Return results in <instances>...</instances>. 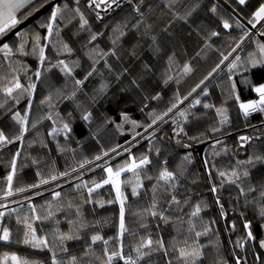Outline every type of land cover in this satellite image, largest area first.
Listing matches in <instances>:
<instances>
[{"label":"trees","instance_id":"trees-1","mask_svg":"<svg viewBox=\"0 0 264 264\" xmlns=\"http://www.w3.org/2000/svg\"><path fill=\"white\" fill-rule=\"evenodd\" d=\"M87 1L58 0L0 45V264H264V106L240 107L264 85V0H224L251 27L216 0H133L102 21ZM133 161L117 199L105 169ZM32 230L47 246L24 243Z\"/></svg>","mask_w":264,"mask_h":264},{"label":"snow or ice","instance_id":"snow-or-ice-1","mask_svg":"<svg viewBox=\"0 0 264 264\" xmlns=\"http://www.w3.org/2000/svg\"><path fill=\"white\" fill-rule=\"evenodd\" d=\"M28 2V0H0V33L5 32V30L10 27V26H15L17 23H19V21L16 19V12L23 8L25 6V4ZM78 2V0H77ZM101 2H105V0H101ZM239 2L241 4H243L245 2V0H239ZM99 6V5H97ZM61 9L59 7H57L56 9H54L51 13V17H50V21L54 22L57 19V16L61 13ZM76 13L79 14V9L77 8ZM81 27L84 26V24L87 23L86 20H84L83 15L81 14ZM254 19L259 21L261 19H264V4H262L259 9L254 13ZM49 23L47 25V30L48 33L51 34L52 33V23ZM223 27L225 29L229 28L230 25L227 21L224 22ZM212 35H217V33H212ZM93 39H95L96 37L93 36ZM37 40H39V37H37ZM22 47V46H21ZM3 48L7 51L10 52L11 49H9L8 45L5 44L3 46ZM64 48L66 51H71L68 46L65 44ZM261 51L264 52V45L261 46ZM45 59L44 56V48H40V61L43 62V60ZM226 59V57H225ZM60 65H62V71L65 72L67 75H71L72 69L69 67V65L67 63H65V61H60L59 62ZM219 67V65L217 66ZM185 72H190L191 69L189 66L185 65L184 68ZM215 71V70H214ZM88 75H91V72L88 73ZM211 75V74H210ZM36 76L39 77L40 76V72L37 71L36 72ZM85 79H87V77H85ZM82 83V81L77 80L76 84L80 85ZM30 87L35 88V85H30ZM22 88V85L19 83V81H16L11 87H6L4 89L6 95L11 96L14 89H20ZM195 91V89L193 90ZM255 91L259 94V100L258 101H252L250 103H242L240 105L241 109L244 111L245 115H247L249 113V111H255L257 109L258 106H264V85L257 87L255 89ZM196 103H199V101L197 100ZM0 107H2V105H0ZM175 107V105L173 106ZM205 107H209L208 105H205ZM172 109H169V111H171ZM261 111H264V107H261L260 109ZM220 110H218L219 112ZM165 115H167V113H165ZM181 115H183V113H181ZM15 119L18 120L19 123L23 124V118L20 117V114L17 113ZM85 119H87V117H85ZM226 119V117H225ZM155 122V121H154ZM65 128H67V125H65ZM26 129H21V136L23 135V132ZM21 137H17V139H20ZM6 139V137L3 135L2 132H0V141H4ZM242 140L246 139L245 137H241ZM11 142V141H9ZM106 155V153H105ZM97 159H100V157H97ZM150 163V161L148 160L147 157H145L143 160L140 161V165H146ZM140 165H137L135 161H133L129 166L127 167H121L118 168L117 170H113L111 167L106 168L105 171L108 173V178L105 179L103 181V184H112V186L115 188L116 190V194H117V199H120L122 196V192H121V188H120V176L122 172L125 171H134L137 167H139ZM15 168V162L13 161V169ZM138 175V174H137ZM221 175H224V173H221ZM233 176L236 175L235 172L232 173ZM245 175H247V173H245ZM8 182H9V190L7 192V195H12V191H11V182L13 179V176L10 174L8 177ZM53 179H55V177H53ZM159 179L163 180L165 182H168L172 179H174L173 173L167 171L166 169L161 171L159 174ZM101 184H96L95 187L99 188L101 187ZM24 189H19L18 191H23ZM93 191V189H89V192L91 193ZM133 194H136V190L135 188L133 189ZM57 196H59V193H56ZM173 200H175V197H173ZM199 211V207H197V212ZM262 215H264V211H262L261 213ZM121 222H120V228H121V233H123L124 231V208H123V200H121ZM193 215H196V212L193 213ZM39 218V217H37ZM247 227V225H245ZM31 229V225L28 226ZM197 235H199V233H197ZM250 235V233H249ZM26 238L24 240V243L28 244L31 243L33 247H37L39 245H44L47 246V241L45 239H37L35 234H34V230H32V235H31V240L28 239L29 233L25 234ZM73 237L71 236H62L61 239H72ZM0 239L3 240H8L9 239V232L7 229L4 230V233L2 236H0ZM101 239V237L99 236H93L92 240L93 242H95L96 240ZM105 243H107V241H105ZM149 245L152 243L151 240H149L147 242ZM143 246V245H142ZM262 246H264V244H262ZM137 251L139 252V249H137ZM120 255V253L117 252H113L109 257H108V264H112V261L118 257ZM185 255H189V253L184 252L183 250H181V257L185 256ZM191 255H198V253L194 250L193 253H191ZM12 259L15 261L17 260V258L15 256L12 257ZM53 264H56L55 258L53 260ZM73 264H75V258H73ZM126 264H135L134 261H131L130 259L128 261H126Z\"/></svg>","mask_w":264,"mask_h":264},{"label":"water","instance_id":"water-1","mask_svg":"<svg viewBox=\"0 0 264 264\" xmlns=\"http://www.w3.org/2000/svg\"><path fill=\"white\" fill-rule=\"evenodd\" d=\"M58 0H50L43 5H41L36 11L25 17L23 20L19 21L15 26H13L11 29H9L6 33H4L0 37V45L4 43L6 40L11 38L17 31H19L21 28L25 27L29 23H31L33 20L38 18L41 14H43L45 11L50 9ZM219 4H221L225 9H227L229 12H231L235 17H237L241 22L245 23L249 26L247 22L224 0H216ZM251 27V26H249ZM261 39L264 41V36H261ZM256 139H262L263 134L258 136H253ZM204 146V143L195 145L194 148L197 150L199 157L202 158V148Z\"/></svg>","mask_w":264,"mask_h":264},{"label":"built area","instance_id":"built-area-1","mask_svg":"<svg viewBox=\"0 0 264 264\" xmlns=\"http://www.w3.org/2000/svg\"><path fill=\"white\" fill-rule=\"evenodd\" d=\"M133 0H88L86 6L94 18L102 21L123 5H132ZM99 5V6H97Z\"/></svg>","mask_w":264,"mask_h":264},{"label":"rangeland","instance_id":"rangeland-1","mask_svg":"<svg viewBox=\"0 0 264 264\" xmlns=\"http://www.w3.org/2000/svg\"><path fill=\"white\" fill-rule=\"evenodd\" d=\"M239 1V0H238ZM261 6V5H260ZM259 6V7H260ZM259 7H257L255 10H254V13L259 9ZM254 13H253V16H254ZM260 21V20H259ZM258 21L257 20H255L254 18H253V21H252V23H257ZM106 168H109V167H106ZM115 171V170H114ZM12 175V171H10V173L8 174V176L9 175ZM108 178V173L106 172V179ZM119 180H120V178H119ZM121 182V181H120ZM112 185V184H111ZM7 186H9V182H8V179H7ZM113 187V186H112ZM113 189H114V191H115V193H116V190H115V188L113 187ZM117 195V194H116ZM11 264H17V262H16V260L14 261L13 259H12V257H11ZM2 264H7V262L4 260V261H2Z\"/></svg>","mask_w":264,"mask_h":264},{"label":"crops","instance_id":"crops-1","mask_svg":"<svg viewBox=\"0 0 264 264\" xmlns=\"http://www.w3.org/2000/svg\"><path fill=\"white\" fill-rule=\"evenodd\" d=\"M36 0H28V2L25 4V6L23 7V8H21V9H19L17 12H16V19L18 20L19 19V15H20V13L27 7V6H29V5H31V4H33L34 2H35ZM11 27V26H10ZM9 28V27H8ZM7 28V29H8ZM6 29V30H7Z\"/></svg>","mask_w":264,"mask_h":264}]
</instances>
